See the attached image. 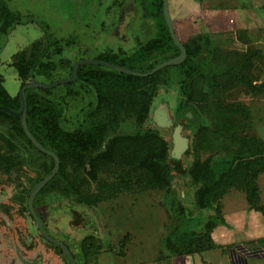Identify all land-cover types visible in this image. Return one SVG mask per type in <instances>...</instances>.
Here are the masks:
<instances>
[{"label": "flooded vegetation", "instance_id": "obj_1", "mask_svg": "<svg viewBox=\"0 0 264 264\" xmlns=\"http://www.w3.org/2000/svg\"><path fill=\"white\" fill-rule=\"evenodd\" d=\"M142 2L144 8L146 9L144 17L147 19L148 17L152 18L155 23V29L153 31L150 26H147L148 28L145 27V30L147 28L146 31L148 32L146 34L152 35L150 37L151 40L148 39L146 45L139 48V54L137 56H135L137 52H133L134 54H132L127 51H123V48H120V51H123L121 56L125 53V58L121 57L123 59H118V61H114L113 58L108 60L105 56H103L104 52L93 58L86 57L78 60H70L65 57L63 58L62 55L64 54L65 49L74 43H71L69 38L62 40L51 39L50 37L48 38V32L44 27H42V24H39L38 21L32 19L30 16L24 18L21 13L17 11L15 12L19 13V19L8 28L7 32L2 31L0 33L1 45L3 41L8 39V37L14 33L17 26L25 25V27H29L31 23L36 24V26H38V28L40 27L46 35L45 39L40 38L35 41L41 40L46 44L48 38L50 42V46L47 48V53H45V55L43 54V56L39 58L40 63H52L49 72L39 73L37 71L38 67H36L31 70L26 78L21 77L18 68L15 64H13V56L19 51L25 49L29 50L35 42L33 41L29 46L14 53L11 60L8 62L9 65L15 67L17 76L21 82L17 94L13 95L8 91L5 86V77L3 73H0L2 85L10 96H20L22 100L21 89L26 87V89H24L27 100L25 120L28 129L27 131L21 117L18 115L22 111L23 101L20 111L8 109L7 111L9 114L3 111L0 112V263H18V261L23 260L24 258L26 259L31 257L35 260H39L38 262L41 264H72L68 254L69 252L76 263V258L79 256L82 264H89V257H87L84 252V240L87 237L101 239L100 241L102 242L107 240V237L104 236L102 232L103 229H101V231L99 229L100 221L97 220L95 210L98 205L115 200L120 190L115 194L116 197L113 199L104 200L98 202L97 204H91L84 201L81 193L74 188L73 182H80L83 179L89 180L90 182V179L97 181L96 179L99 176L98 173L100 172V169L97 171L94 166L100 161L109 165L104 167L108 169L112 167L110 166V163L114 165L118 163L119 167H113H115L116 170H121L123 172L122 179L124 183L126 181L129 182L127 170L124 171L125 168L122 167L126 162L127 154H122V158L118 156L117 149H114V146L117 145L115 144V141L119 138L128 137L143 138L149 135V133H155L168 140L160 133V129L172 127L174 132L177 124H181V122L183 123L181 116H175L176 114H180V112H184L183 114L186 113L183 108H180L181 103L177 105L174 117H172V114V116L169 117L172 121V125L169 127L160 126L154 117L156 112L154 113L155 115L151 113L154 99L159 96L161 90L160 85H162L158 81L157 77L170 67L180 69L181 77L179 86L182 93H184V82L192 80V78H195L196 76H188L189 69L186 64V59L189 52L187 51L186 44L191 47V64L197 68L198 72L201 73L205 71L206 73L212 66L213 55L210 48L213 49L214 46L212 47L211 41H208L211 33H207L205 30L201 29V31L199 30L198 33L190 36L187 40H182L180 37L181 34L178 31V25H176L179 18L174 15L175 10L174 8L172 9V4H170L169 1V11L173 19L175 32L179 40L185 46L186 53L181 61L176 63L168 62L181 57L180 55H182V50L176 44L171 35L169 25H167L168 23L165 12L164 17L167 23L166 25L169 29L171 40L167 37L165 38L158 32L159 26L157 25L160 20V12L158 10V4L155 0H143ZM0 3L5 4L3 0H0ZM122 3L124 5L126 3L130 4L129 0H122ZM184 3H186V6H184L183 9L187 10L189 8V2L184 1ZM5 5L9 6L8 4ZM0 26H3V19L1 17ZM199 35H203L204 38L199 41L195 40ZM195 42H200L198 50H193ZM173 44L175 46H170L167 56L164 54L160 60L156 61V63L153 62V64L149 61L150 65L147 67V70H143V68L138 66V63L140 62H148L149 58L146 56L147 53L152 50L155 51L159 49H161V52H164L166 45ZM58 46L62 47L61 52L57 51ZM114 54L117 55L116 53ZM54 55H58L59 58H55ZM91 59L111 62L121 67H125L130 71H136L137 73L143 74L119 70L100 63L88 61ZM137 59H140V61ZM79 62L80 65L77 76L72 78L75 65ZM86 64L90 66L97 65V68L99 69H110L109 71L114 70L127 75L140 77V80H138L135 85L129 84L125 87L126 89L122 90L120 98L116 101L99 107L97 104V93H95L94 85L78 80L79 69L82 65ZM61 70L67 73L57 76V73H62L60 72ZM190 71H194L193 67L190 68ZM44 78L47 80H44ZM37 82H40L43 85H38L36 84ZM55 82L59 83L54 85L53 83ZM163 85L166 86V84ZM57 87H65L64 90L66 91L62 93L56 92L55 88ZM85 90L92 93L94 99L90 105L88 104L89 107L87 109H80L82 110V116L79 118L80 121H75L73 126H68V122H66V115L68 113L67 110L70 109L69 101L70 99L85 100L87 98L86 96L90 95V93ZM137 90L141 91L139 94L141 98H144L145 105L142 106L139 104L138 111H133V109H131L132 104H127L132 98L134 91ZM154 91L156 92L155 95H153ZM28 98L33 101L30 111ZM119 100L120 104L118 110L115 109V114L112 116L109 115L110 117L106 118V111L111 113L110 106ZM151 100L152 102L149 104ZM185 105L187 106L186 103ZM161 107H165V105H161L159 108ZM142 109L144 110L142 111ZM132 117L135 118V120ZM177 118L180 120L176 122ZM194 118H196V121H190ZM152 119L156 122L157 128L148 129V131L143 135L117 132V129L124 123L126 124L129 120L138 126L143 125L144 122V125H146V123ZM197 121L199 123L198 114L192 113V116L186 117L183 123V129L185 128V130H189L192 127H196L198 124ZM190 139L191 145L193 137ZM171 146L172 141H169L168 148L170 156L172 150ZM86 159L90 165L89 170L87 169V175L83 173ZM121 159H125L124 163ZM145 165H149V158H147V163ZM158 171L160 172V169H158ZM108 172L114 174L115 176V181L110 184L120 182V180L117 179L119 178L117 174H115L111 169H109ZM103 185L105 184H102L100 187ZM194 186L196 187V185ZM165 190L166 189L157 190L156 192ZM98 191L99 189L97 192ZM125 191L131 192L129 190H122V192ZM137 192L145 193V191ZM178 193L179 194H177V192H173L169 199H174L176 197L180 204H182V202L187 200L186 192L181 190ZM175 194H177V196H175ZM190 194L191 193H189V195ZM68 209L69 212H66ZM63 221L65 226L61 228L60 223ZM87 227H94L93 229L95 231L81 235L80 239H77V241L70 238L72 241H75L76 247L78 248V252L75 253L73 248L74 246L71 247V245L61 237V233H65L69 236L71 233L74 234L76 229L81 231ZM84 258L86 259L84 260Z\"/></svg>", "mask_w": 264, "mask_h": 264}, {"label": "rangeland", "instance_id": "obj_2", "mask_svg": "<svg viewBox=\"0 0 264 264\" xmlns=\"http://www.w3.org/2000/svg\"><path fill=\"white\" fill-rule=\"evenodd\" d=\"M3 1L5 4L9 5L7 7L12 11L20 12L24 18L30 16L32 19L38 21L39 24H42V27L47 30L51 39L62 40L69 38L70 42L74 44L65 49L62 57L66 59L69 58L70 60H78L86 57L93 58L99 56L103 52V56L108 57V54H112L111 57L115 56L114 59H123L119 57L123 51L132 54L137 52L138 55L139 48L146 45L148 39L151 40L150 37L152 35L146 34L148 33L146 31L148 28L147 26H150L152 31L155 29V23L152 18L148 17L147 19L144 17L146 9L143 6V0H129L130 4L126 3L125 5L122 3V0ZM172 1L173 0H170L171 3ZM220 3V1H213V5L210 4L212 8L219 9V11H217L219 23L204 21L205 23L199 24L200 31L201 29L205 30V32L206 30L209 32H211V30L214 31V33L209 36L212 47L216 43H220V39L224 36L222 32L223 30H227V27L234 29L243 28V26L249 27L250 29L262 28L261 33L264 35V0H228L223 2V5ZM182 8L183 7H181V9ZM206 13L207 9L205 10V14ZM231 20L233 21L231 22ZM195 24L196 23L190 19H184L182 22L179 20L177 22L176 25H178V31L181 34L180 37L182 40H187L190 36L196 34L198 27ZM145 27H147L146 30ZM45 35V32L40 27L38 28L36 24L31 23L29 27H25V25L17 26L14 33L1 43L0 73H3L5 77V86L11 94H17L21 83L15 67L8 64L12 55L18 50L29 46L37 39H45ZM170 46L174 47L175 45H166L164 52H161V49H159L147 53L146 56L149 58L148 62H140L138 66L143 68V70H147L150 62L152 64L153 62L156 63L164 54L167 56ZM120 48H123V51H120ZM210 50L212 51V48H210ZM54 56L55 58L57 57V59L59 58L58 55ZM124 56L125 53L122 57ZM137 60L140 61V59ZM60 72L62 73H57V76L67 73L63 70ZM180 77V69L172 67L166 69V71L157 77L162 85H160L161 90L159 96L154 99L151 113L154 114L157 110V117L160 118L159 120L167 123L169 122V117L172 115V117H174L177 105L181 103L180 108H183L186 113L183 114L184 112H180V114H176L175 116H181L183 123L186 117H190L192 113L195 114L194 112H196L199 116L200 124L211 125L210 119L199 109L196 111L197 107H195L193 103H190L189 106L185 105L187 95L180 90ZM44 80L47 79L44 78ZM163 84H166V86ZM64 88L65 87H57L55 91L62 93L66 91ZM85 91L88 92L87 90ZM140 92L141 91L138 90L134 91L132 98L127 104H132L131 109H133V111H138L139 104L142 106L145 105L144 98H141L139 94ZM86 97L85 100L70 99V109L67 110L68 113L66 115L68 126H73L75 121H80L79 118L82 116V110L80 109H87L92 103L94 99L92 93ZM238 98L239 100L242 98L249 101L253 111V121H242V124L245 123V126L250 128V132H253L255 127L258 131V135L260 137L262 136L264 139V96L257 99L250 97L247 99L241 91L232 92L229 96V99L232 101L238 100ZM250 103L247 102L249 105ZM119 104L120 100L110 106L111 113L106 111V118L110 117L109 115L112 116L115 114V109L118 110ZM161 105H167L169 108L170 112L168 116L165 107L159 108ZM143 110L144 109H142V111ZM133 119L135 120V118ZM179 120V118L176 119V121ZM144 124L136 126L135 123L129 120L126 124L124 123L121 125V127L117 129V132L143 135L148 129L157 128L154 119L148 121L146 125ZM195 129L196 127H192L189 130H185L184 128L182 135L189 138L191 141L190 138L193 137ZM172 132V127L160 129V133L169 141H172ZM185 154L182 160L186 158ZM209 155V152H202L199 154L198 158L203 161ZM212 157L215 163L220 162V164L224 162L225 159L223 153H213ZM146 163L147 157L144 156L142 161H139V164ZM215 163L213 165H215ZM110 166L115 165L110 163ZM89 168L90 165L86 159L85 168L83 170L85 175H87V169L89 170ZM109 169L118 175L119 178L117 179L120 180V184L124 183L122 179L123 172L121 170H116L115 167ZM109 169L102 168L98 173L99 176L96 179L97 181L90 179V185L93 191H97L102 184H105L104 187L106 188L108 186L107 184L115 181V176L108 172ZM153 169L155 168L153 167ZM155 170H157V168ZM209 170L212 171L214 169L211 167ZM216 171H219V169L217 168ZM215 175H218V172H216ZM174 178L170 189L168 188L161 192H119V188H117L115 192L119 193L115 200L97 206L95 211L97 220L100 221L99 229L100 231L103 229L102 232L104 236L107 237V240H104V242L100 241L101 239L94 240L96 243L98 242L99 247L97 248V252L96 249H92L95 256L88 258L90 260L89 264H121L126 260H128L130 264H141L142 262H144V264H159L158 261L162 260L165 253H169V250H167L165 246V239L170 236L171 233L174 237H177L180 236L181 232H191L194 229H192L189 224L192 223H197V226L194 227L196 228V232L208 227L211 211L214 210L209 209L208 211L207 209H203L202 211V209L196 206L194 197L196 187L194 186L192 178H189L186 174L180 173H177ZM262 179L264 184V174L262 175ZM116 187L119 186L116 185ZM181 190L185 191L187 195V200L182 202V204H184L183 206L176 197L174 199H169L173 192L179 194L178 192ZM189 193L191 194L189 195ZM177 194H175V196H177ZM66 212H69V209ZM60 225L61 228H63L65 226L64 221L61 222ZM93 228L87 227L81 231L76 229V232L74 234L71 233L69 236L65 233H61V237L66 240L71 247L74 246V251L77 253L78 248L76 247L75 241L80 239V236L85 233L94 232L95 230ZM70 238L75 239V241L73 240V242ZM123 240L126 244L131 243L129 244L127 259H124L122 254H120V250L123 248L120 244ZM100 249L102 251L99 253ZM144 250L145 253L143 254ZM85 259L86 258H84V260ZM76 260L78 264H82L79 256H77Z\"/></svg>", "mask_w": 264, "mask_h": 264}, {"label": "trees", "instance_id": "obj_3", "mask_svg": "<svg viewBox=\"0 0 264 264\" xmlns=\"http://www.w3.org/2000/svg\"><path fill=\"white\" fill-rule=\"evenodd\" d=\"M155 2L158 4L160 12L158 32L171 40L164 17L163 0H155ZM19 16V13L12 11L4 3H0V17L3 19L0 33L7 32L8 28L19 19ZM243 32V30H239L237 34L242 41L247 43L249 39L243 35ZM48 38L46 44L41 40L35 41L29 50L19 51L13 56V64L18 68L21 77L26 78L36 67H38L39 73L49 72L52 63H40L39 59L48 51L47 48L50 46ZM202 38L204 36L199 35L195 40L199 41ZM199 43H194L193 50L199 49ZM186 47L189 52L186 59L189 69L188 76H196L192 80L184 82V93L187 95L185 103L188 106L193 103L197 107L196 111L199 109L210 119L211 125L200 124L197 121L192 144L189 146L183 162L174 160L170 156L169 141L155 133H149L143 138H119L115 141L117 145L114 146V149H117L120 158H122V154H127L126 162L122 167L125 168L124 171L127 170L129 182L116 183L119 187H116L115 183L108 184L106 188L103 185L99 187L98 192L91 189L89 180L73 182L74 188L81 193L85 202L97 204L116 197L115 190L117 188L120 191L156 192L157 190L170 189L177 173L188 175L196 185L194 191L196 206L199 209L213 208L215 213L211 215L207 228L199 232H181L177 237L171 233L165 239L166 249L171 254L180 256L203 253L219 247L212 239V230L221 218V198L228 190L243 191L246 194L249 207L264 213L259 186V178L264 173V139L260 138L255 130L250 132V128L245 126V123L242 124V121H253L251 103L242 98L233 101L229 99L230 94L235 91H241L247 99L264 94V79H260L255 61V58L263 57V51L252 44H248L243 50H238L237 48H223L216 43L212 49V66L208 72L200 73L190 62L192 54L190 45L186 44ZM57 48L58 52L62 51V47L58 46ZM108 55L106 57L108 60L115 58V56L111 57L112 54ZM114 61H118V59H114ZM191 67L194 71H190ZM109 70L87 64L82 65L79 69L78 80L94 85L99 107L116 101L120 98L122 90L126 89L125 87L129 84L135 85L140 80V77ZM155 94L154 91L153 95ZM151 102L152 100L149 104ZM32 104L33 101L28 98L29 111ZM21 108L20 96H10L3 87L0 78V112L8 113V109L20 111ZM193 120L196 121V118L190 121ZM202 152L210 153L203 161L198 158ZM213 153H223L225 155L224 162L221 164L216 162V164L212 157ZM144 156L149 158V165L138 164ZM124 161L125 159L123 163ZM214 163L215 165H213ZM107 166L109 165L100 161L94 168L99 171ZM115 166L119 167V164L117 163ZM153 167L157 170L160 169V173ZM211 167L214 170L210 171ZM217 168L219 171H216ZM216 172L218 175H215ZM94 240L93 237H87L84 240V252L87 257L95 256L92 249H96V252L98 250L99 244ZM124 240L120 244L123 247L122 251L120 250L122 256H125L127 250ZM101 251L100 249L99 253ZM165 257L167 255L163 256V258Z\"/></svg>", "mask_w": 264, "mask_h": 264}, {"label": "crops", "instance_id": "obj_4", "mask_svg": "<svg viewBox=\"0 0 264 264\" xmlns=\"http://www.w3.org/2000/svg\"><path fill=\"white\" fill-rule=\"evenodd\" d=\"M184 1L189 2V8L187 10L183 9L184 6H186ZM213 1H220V4L223 5V2L228 0H173L172 3L170 2V4H172V9L174 8L175 10L174 15L178 16L180 22H182L184 19H190L197 23L195 25L198 27L196 31V33H198L200 23H219L217 12L219 9H214L211 7V5H213ZM181 7L183 8L181 9ZM206 9L207 13L205 14ZM232 21L233 20H231V22ZM216 23L214 24L217 25ZM261 29L262 28L250 29L249 27L244 26L243 28L238 29L227 27V30H223L222 32L224 36L220 39L219 45L223 48H237L238 50H243L248 44H252L258 49H262L263 57L259 56L255 58V61L257 65V73L260 76V79H264V35H262ZM239 30H243V35L249 39L247 43L239 38L237 34ZM206 32L211 34L214 33L213 30H211V32L206 30ZM262 96H264V94L258 95L254 98L257 99ZM254 130L258 134V131L255 127ZM262 180V176H260L259 186L261 190L262 203L264 204V184ZM220 208L221 218L212 230V239H214L219 247L212 250H207L203 253L191 255L180 256L173 255L170 252L165 253L167 257L162 258L161 261H158L159 264H264L263 211L249 207L246 194L243 191L235 189H230L224 194V196L221 198ZM209 209L207 210L209 211ZM214 213L215 211H211V215ZM189 226L194 229L193 231H195L196 228L194 227L197 226V223L189 224ZM129 244L126 246L127 252L125 256H123L124 259H127V254H129ZM144 253L145 250L143 254ZM121 264L130 263L128 260H126ZM141 264H144V262Z\"/></svg>", "mask_w": 264, "mask_h": 264}, {"label": "water", "instance_id": "obj_5", "mask_svg": "<svg viewBox=\"0 0 264 264\" xmlns=\"http://www.w3.org/2000/svg\"><path fill=\"white\" fill-rule=\"evenodd\" d=\"M164 12H165L166 20H167V23H168L167 25H169V28H170V31H171V35H172L174 41L176 42V44L182 50V55H180L181 57H179L176 60L168 61V62H171V63H176L178 61H181L184 58V55L186 53V48L183 45V43L179 40V38H178V36H177V34L175 32V28H174V25H173L174 24L173 23V19L171 17L170 11H169V0H164ZM88 61H91V62H94V63H100V64L106 65L108 67L116 68V69H119V70L129 71V72L136 73V74H143V73H137L136 71H130L129 69H127L125 67H121V66L113 64L111 62L97 61V60H92V59L88 60ZM81 62H87V61H81ZM168 62H166V63H168ZM79 65H80V62L75 65V70H74V74H73L72 78H75L77 76ZM144 74H148V73H144ZM59 82H61V81H59ZM59 82H55L53 84L55 85V84H57ZM36 84L43 85L40 82H37ZM51 85H45V86H51ZM24 89H26V87L21 89L22 90L21 91V97H22V101H23V108H22V111L18 115L21 117V120L23 121V124H24L26 130L28 131L27 126H26V120H25V115H26V110H27V100H26V97H25V90ZM165 108H166V112H167V115H168V112H170L169 108L167 107V105L165 106ZM154 117H155V120L157 121V123L160 126H162V127H168V126L172 125L171 119H169V122H167V123L161 122L159 120L160 118L157 117V110H156V115ZM178 124H177V126H176V128L174 129V132H173V137H172L173 146L171 147L172 148L171 157L174 160L182 161L183 155L190 148L189 147L190 146V140H189V138H187L184 135H182L183 123L181 122L182 125L181 124L178 125ZM68 254L70 256L71 263L72 264H77L76 261L74 260V258L72 257V255L69 252H68ZM38 261L39 260H35V259L29 257V258H26V259L24 258L23 260L18 261V263L17 262H13L12 264H41ZM0 264H5V262L4 263H0ZM42 264H44V263H42Z\"/></svg>", "mask_w": 264, "mask_h": 264}]
</instances>
